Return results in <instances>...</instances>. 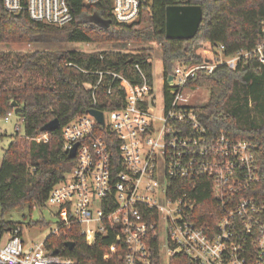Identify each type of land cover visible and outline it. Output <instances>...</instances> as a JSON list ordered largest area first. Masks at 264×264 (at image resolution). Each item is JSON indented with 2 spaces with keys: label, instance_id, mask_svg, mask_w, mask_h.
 Here are the masks:
<instances>
[{
  "label": "built area",
  "instance_id": "obj_1",
  "mask_svg": "<svg viewBox=\"0 0 264 264\" xmlns=\"http://www.w3.org/2000/svg\"><path fill=\"white\" fill-rule=\"evenodd\" d=\"M87 4L99 0H83ZM13 13L27 10L35 20L62 26L72 20L69 0H3ZM113 14L120 22L138 18L141 0H112ZM263 38L251 50L240 48L225 55L223 45L204 62L177 60L172 72L162 74L171 98L161 95L146 74L130 82L122 73L97 70L98 81L86 83L92 91L91 107L67 122L62 129L63 148L69 153L77 144L75 164L55 184L47 205L57 206V220L50 233L72 221L81 225L88 244L110 231L122 240L127 264H150L154 240L168 258L184 253L200 264H264V200L249 195L259 174L257 145L222 129L212 133L187 93L200 71L212 73L218 66L237 68L257 56L264 62ZM139 68V65H137ZM111 76L107 93L117 79L128 85L119 107L103 110L97 97L103 76ZM173 75V82L167 79ZM174 89V92L171 91ZM91 109L102 110L104 122ZM14 112L4 117L8 121ZM16 130L22 129L17 121ZM119 144L121 167L114 169L113 152L105 133ZM48 136L44 137L47 140ZM208 179L221 211L214 223L195 222L196 200L185 185L173 180ZM182 189L178 194L176 190ZM213 217V216H212ZM0 237V264H73L60 251L52 254L45 239L26 246L17 230L6 240ZM163 240H165L163 242ZM57 249V248H56ZM116 245L111 250L116 251ZM110 255H106L108 259Z\"/></svg>",
  "mask_w": 264,
  "mask_h": 264
},
{
  "label": "trees",
  "instance_id": "obj_2",
  "mask_svg": "<svg viewBox=\"0 0 264 264\" xmlns=\"http://www.w3.org/2000/svg\"><path fill=\"white\" fill-rule=\"evenodd\" d=\"M176 4H200L203 17L192 38L166 36V8ZM72 20L59 26L33 19L27 10L8 11L0 0V43L92 42L104 39L120 47L113 50L83 52L65 48H36L30 51L0 50V117L13 111L22 129L15 130L0 164V205L2 214L17 206L28 204L43 208L51 188L71 170L75 159L63 148V126L84 114L92 105L93 94L86 83L95 84L97 70L122 73L130 82L140 83L143 71L152 82L153 63L143 51H126L128 44L157 41L161 48L163 74L173 70L177 60L189 64L204 62L205 49L215 51L223 45L225 55L240 48L251 50L263 38L264 0H141L140 13L131 22H120L113 14L112 0L87 4L83 0H69ZM100 19V20H98ZM198 41V42H197ZM139 65V68L137 67ZM111 76H103L97 97L103 110L122 104L128 85L117 79L114 91L107 93ZM189 86H204L208 98L196 105L203 123L212 133L222 129L239 139L257 145L259 174L249 195L264 200V62L255 55L237 68L218 66L212 73L200 71ZM166 99L171 98L170 87L163 86ZM16 102L12 106V102ZM58 118L60 127L43 131L41 127ZM47 140H44L45 136ZM113 152L114 169L121 167L119 144L105 133ZM185 185L196 200L195 222L213 224L214 213L221 206L212 193L208 179L173 180ZM176 194L182 189H175ZM213 216V217H212ZM264 218V216H263ZM44 219L29 220L30 225H44ZM24 222L0 218V237L6 233L22 236ZM66 241H73L70 248ZM116 245V251L111 245ZM150 264H163L158 240H154ZM48 250L58 249L75 260L73 264H127L119 240L112 231L98 235L88 244L81 225L72 221L62 224L58 234L45 238ZM106 255H110L108 259ZM142 264V263H140ZM168 264H200L192 257L177 253Z\"/></svg>",
  "mask_w": 264,
  "mask_h": 264
},
{
  "label": "rangeland",
  "instance_id": "obj_3",
  "mask_svg": "<svg viewBox=\"0 0 264 264\" xmlns=\"http://www.w3.org/2000/svg\"><path fill=\"white\" fill-rule=\"evenodd\" d=\"M100 20V19H98ZM198 42V41H197ZM58 46H64L69 49H76L83 52H96L101 50H113L118 49L120 47L112 41L98 39L92 42H69L65 44L49 42L44 44V42L38 43H0V50H22V51H30L36 48L50 47V48H58ZM145 50L146 54H149L151 57V61L153 63V76H154V85L156 90L161 95L163 88V69H162V61H161V48L160 44L157 41L150 42H141V43H131L127 45V48L123 47L122 50L126 51H143ZM207 49L202 51L205 54L207 59L212 57L211 54L206 52ZM206 61V60H205ZM187 92L191 96V100L193 104L199 105L207 100L208 98V89L204 86H197L192 90L188 89ZM17 124V117L14 115L8 121L5 120L4 117H0V164L2 161V157L5 149L9 146L12 134H14ZM57 206L54 204H48L43 208H38L34 206L31 208L28 204L23 206H17L13 209L5 211L2 214V209L0 205V218H4L6 220H13L17 222H24L22 238L25 242L26 246L31 245L35 242H40L46 238L48 234H50L51 229L55 226V222L57 220L56 216ZM44 219L48 221V223L44 225H28L27 222L29 220H40ZM10 236V233H6L2 238V240H6ZM165 240H163L164 242ZM162 262L163 264H168V255L166 251H162Z\"/></svg>",
  "mask_w": 264,
  "mask_h": 264
},
{
  "label": "water",
  "instance_id": "obj_4",
  "mask_svg": "<svg viewBox=\"0 0 264 264\" xmlns=\"http://www.w3.org/2000/svg\"><path fill=\"white\" fill-rule=\"evenodd\" d=\"M203 17V8L200 4H176L169 5L166 8V36L169 38H192L196 35ZM169 84L173 82V75L167 79ZM174 92V89L171 88ZM16 102H12L15 106ZM90 112L96 116L99 122H104L102 110L91 109ZM60 127L58 118H54L45 123L41 129L43 131H52ZM77 144L70 150L69 157L74 158L76 155ZM66 245L73 247V241H66ZM54 249L52 254L58 253Z\"/></svg>",
  "mask_w": 264,
  "mask_h": 264
},
{
  "label": "crops",
  "instance_id": "obj_5",
  "mask_svg": "<svg viewBox=\"0 0 264 264\" xmlns=\"http://www.w3.org/2000/svg\"><path fill=\"white\" fill-rule=\"evenodd\" d=\"M3 238H1V240H2ZM32 245V244H31ZM30 246V245H29Z\"/></svg>",
  "mask_w": 264,
  "mask_h": 264
}]
</instances>
